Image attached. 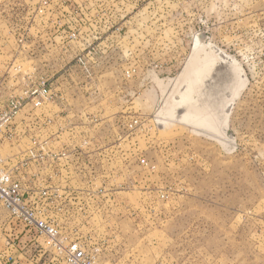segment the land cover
I'll list each match as a JSON object with an SVG mask.
<instances>
[{
  "label": "rangeland",
  "instance_id": "rangeland-1",
  "mask_svg": "<svg viewBox=\"0 0 264 264\" xmlns=\"http://www.w3.org/2000/svg\"><path fill=\"white\" fill-rule=\"evenodd\" d=\"M31 1L0 0V109L48 93L0 157L37 215L102 263L264 264V0Z\"/></svg>",
  "mask_w": 264,
  "mask_h": 264
},
{
  "label": "built area",
  "instance_id": "built-area-1",
  "mask_svg": "<svg viewBox=\"0 0 264 264\" xmlns=\"http://www.w3.org/2000/svg\"><path fill=\"white\" fill-rule=\"evenodd\" d=\"M31 2H33L31 17L23 16L27 20L37 19V0ZM46 2L50 5L52 1L43 0V3ZM72 2L74 1L72 0ZM76 8L83 9L80 6ZM74 9L72 7L68 11L60 13L51 9V16L55 18L76 17L78 13ZM69 35L73 34L69 33ZM46 85V81L41 80L37 86L36 74L28 87L8 96L4 107L0 109V140L6 133V128L24 106L31 104L33 107H37L46 101L48 93ZM39 157L43 158L42 155ZM7 163L5 158L0 157V207L7 212L10 228L19 226L23 232L29 234V241H22L23 247L15 245L10 239H4L5 246L2 254L6 257L5 260L8 261V264H14L17 260L18 264H119L114 261L102 263L96 260L90 251L72 240L63 238L55 225L40 218L37 215V188L30 190L25 187L15 177ZM13 249H16L17 252H12ZM21 261H25V263Z\"/></svg>",
  "mask_w": 264,
  "mask_h": 264
},
{
  "label": "bare ground",
  "instance_id": "bare-ground-1",
  "mask_svg": "<svg viewBox=\"0 0 264 264\" xmlns=\"http://www.w3.org/2000/svg\"><path fill=\"white\" fill-rule=\"evenodd\" d=\"M207 59L201 60V59H197L196 57L191 58V62L190 63V68L193 71V76L195 77H199V75H202V73L204 74V72L208 69V57H205ZM203 59V58H202ZM226 61V60H225ZM232 61V60H231ZM229 63V62H228ZM192 76V77H193ZM188 108V107H187ZM186 110V109H185ZM190 109H187L186 112L184 113L186 116H188V111ZM192 110H197L198 111V116H202L201 115V110L200 109H196V108H192ZM181 117H183V115Z\"/></svg>",
  "mask_w": 264,
  "mask_h": 264
},
{
  "label": "crops",
  "instance_id": "crops-1",
  "mask_svg": "<svg viewBox=\"0 0 264 264\" xmlns=\"http://www.w3.org/2000/svg\"><path fill=\"white\" fill-rule=\"evenodd\" d=\"M16 232V231H15ZM18 233L20 234V239L23 242H28L29 241V234H27V232H23L22 228H20V230H18ZM12 252H17L16 249H13ZM23 263H25V261H21Z\"/></svg>",
  "mask_w": 264,
  "mask_h": 264
},
{
  "label": "water",
  "instance_id": "water-1",
  "mask_svg": "<svg viewBox=\"0 0 264 264\" xmlns=\"http://www.w3.org/2000/svg\"><path fill=\"white\" fill-rule=\"evenodd\" d=\"M181 111H178V113L180 114Z\"/></svg>",
  "mask_w": 264,
  "mask_h": 264
}]
</instances>
